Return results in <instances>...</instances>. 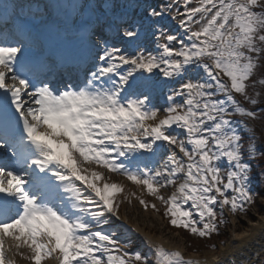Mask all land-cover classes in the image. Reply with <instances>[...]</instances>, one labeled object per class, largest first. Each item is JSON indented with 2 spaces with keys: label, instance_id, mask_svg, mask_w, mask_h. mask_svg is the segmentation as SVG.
<instances>
[{
  "label": "snow or ice",
  "instance_id": "6c2138e0",
  "mask_svg": "<svg viewBox=\"0 0 264 264\" xmlns=\"http://www.w3.org/2000/svg\"><path fill=\"white\" fill-rule=\"evenodd\" d=\"M53 13L84 49L76 76L56 75L55 58L31 54L38 28L30 19ZM261 60L264 0H48L5 8L0 264H17V256L32 264L53 257L58 264H204L149 239L146 252L129 251L131 241L122 243L117 231L124 225L115 223L125 188L111 174L159 200L171 226L219 235L229 223L226 208L248 212L255 203L251 161L264 152L254 129L233 117L264 113L256 90L264 72L253 79ZM166 188L173 190L165 195ZM233 239L214 264H264V243L250 247L246 232Z\"/></svg>",
  "mask_w": 264,
  "mask_h": 264
},
{
  "label": "rangeland",
  "instance_id": "374dc122",
  "mask_svg": "<svg viewBox=\"0 0 264 264\" xmlns=\"http://www.w3.org/2000/svg\"><path fill=\"white\" fill-rule=\"evenodd\" d=\"M173 24L175 23L173 22ZM256 79L258 78H254V80ZM259 86L261 85L259 84ZM258 91L260 93L264 91V89L261 88L258 89ZM237 99H239L241 102L245 101L244 98L239 95L237 96ZM246 119L252 124H253L252 121L258 120V119L252 120L247 117ZM111 180L124 185L125 188V191L119 194L117 197L118 200L123 201V203H121L120 205V210H119L120 215L127 218L131 223L139 225L141 228L145 229V232H147L150 235H153L155 237L156 236L170 237V240H172L173 242H177L179 245L186 246L189 251L194 250L192 246L193 243L191 242V240H196V239L201 240L199 236L190 234L189 235L191 236L190 239V237L187 236V234L189 233L188 230L171 226L169 223V218L164 215V205H162L161 202L157 200L154 196L148 194L146 189H143L141 186H137L132 182L129 183V181L125 178L114 177V174H111ZM172 190H173L172 188H166V189H162L161 191L165 195H168ZM133 192H135L137 195L136 196L130 195ZM140 195H143V198L149 202V205H151V203H156L157 208H159L160 211L153 210L151 206H149L148 209L145 210L144 206L140 204L139 199L137 198ZM129 200L131 201L130 203ZM225 211L229 216L230 222H232V226L227 227V230L230 233L226 240V242L228 243L236 232L244 230L248 225L261 218V216L264 213V197L257 198L255 203L249 205L248 212H238L236 214H233L231 210L228 208H226ZM249 217L250 218L254 217L255 220L252 221L251 219H249ZM117 231L121 237L126 238L125 240L122 241L123 243H126L127 240L131 241V245L128 248L129 251H133V252L137 250H140L142 252L147 251V248L142 247L143 243H140L138 240H136V238H133V236L130 233L122 229H117ZM175 235H177V237ZM196 242L198 243V241ZM227 243L225 242L220 243L221 245L213 243L214 245H216V247L213 248L215 250L214 252L207 249H203L202 251L199 249L198 251L201 252V255L203 254L211 255L212 253H217L221 248V246ZM22 251H26V250L23 249ZM18 260H19V264H23V262H29V263L31 262L21 257H19Z\"/></svg>",
  "mask_w": 264,
  "mask_h": 264
},
{
  "label": "bare ground",
  "instance_id": "6f19581e",
  "mask_svg": "<svg viewBox=\"0 0 264 264\" xmlns=\"http://www.w3.org/2000/svg\"><path fill=\"white\" fill-rule=\"evenodd\" d=\"M55 31H57L59 37H61L62 39L66 38V35L63 34L61 28L55 29ZM72 40H75V39H72ZM114 177L127 179L126 177H124L118 173H115ZM129 183H131V182L129 181ZM154 217H156V216H154ZM138 229L141 232V234L143 235L144 240L149 239V240L156 242V243H163L167 248L179 249L185 255V257H192V258L199 259L200 261L204 262V264H214V262L218 258H220L225 251H231V248L229 246L234 243L233 238L238 237L241 233L246 232L249 234V236L252 239V242L250 245V247H252V248H258L259 244L264 243V213L259 220L254 221L253 223L248 225L244 230L236 232L235 235L230 239V241L227 244L223 245L217 253H212L211 255H204V256L199 255L197 253H188L186 246L179 245L177 242H173L172 240H170V237H162V236H156L155 237L153 235H148L142 228L141 229L139 228V225H138ZM175 236L177 237V235H175ZM18 259H19V256L16 257L17 264H19ZM23 264H32V262H30V263L29 262H23ZM44 264H58V261L56 260L55 257H53V258L46 260L44 262Z\"/></svg>",
  "mask_w": 264,
  "mask_h": 264
},
{
  "label": "trees",
  "instance_id": "16d2710c",
  "mask_svg": "<svg viewBox=\"0 0 264 264\" xmlns=\"http://www.w3.org/2000/svg\"><path fill=\"white\" fill-rule=\"evenodd\" d=\"M264 68V60L261 63V67L257 69L256 74L253 76L254 78H259L258 75H261L262 72H264L263 70ZM258 73V74H257ZM259 88L264 89V85L263 86H256V89L258 90ZM260 105H257V107L260 106H264V95L260 96ZM255 122V133L257 135V148L258 151L264 152V113L261 114V118L258 119ZM244 138H245V147H247V140H248V132H244L243 133ZM246 158H247V153L245 154ZM253 167H252V171H251V183L252 185L256 188L257 190V194L264 196V155H260L257 156L254 160L251 161ZM257 164L259 165V167H257ZM228 232L226 231L225 234L221 233L219 235L220 241H225L228 234ZM198 241V243L196 242ZM200 241V242H199ZM191 242L193 243V249L199 250V249H203V248H209L212 247L213 243H216V241L214 239L211 238H202L201 240H191Z\"/></svg>",
  "mask_w": 264,
  "mask_h": 264
}]
</instances>
